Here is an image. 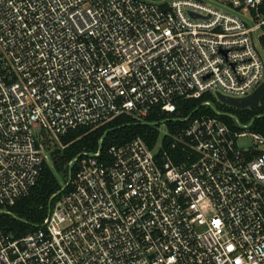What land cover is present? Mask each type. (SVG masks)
Listing matches in <instances>:
<instances>
[{"label":"built area","instance_id":"built-area-1","mask_svg":"<svg viewBox=\"0 0 264 264\" xmlns=\"http://www.w3.org/2000/svg\"><path fill=\"white\" fill-rule=\"evenodd\" d=\"M261 83L264 0H0V215L68 132H157L105 130L41 222L0 230V264H264V136L216 106Z\"/></svg>","mask_w":264,"mask_h":264},{"label":"trees","instance_id":"trees-1","mask_svg":"<svg viewBox=\"0 0 264 264\" xmlns=\"http://www.w3.org/2000/svg\"><path fill=\"white\" fill-rule=\"evenodd\" d=\"M207 97L209 96L203 95L195 100L180 99L177 104L178 112L187 114L197 109V112L202 110L213 113L210 108L205 109L200 106ZM216 106L233 114L241 123H248L253 119L250 128L264 136V99H262L260 106L257 108L235 109L221 104H216ZM152 117L150 116V119ZM226 120L229 121V119ZM168 126L171 127L172 123H168ZM105 130H108V132L104 138L103 145L122 143L137 136L147 140L149 134L154 137L157 133L154 126L129 122L127 116L118 117L109 124L89 132H86L87 129L83 128L68 132L60 138L61 144L65 145V147L56 150L54 169L44 166L29 194L9 207L10 214L0 215V230L5 232L8 227L12 226L25 233L32 224L41 222L49 208L52 194L61 187L56 172L62 173L63 176L68 170V163L78 153L84 150L94 151L97 149V140Z\"/></svg>","mask_w":264,"mask_h":264},{"label":"water","instance_id":"water-1","mask_svg":"<svg viewBox=\"0 0 264 264\" xmlns=\"http://www.w3.org/2000/svg\"><path fill=\"white\" fill-rule=\"evenodd\" d=\"M263 96L264 83H261V85L255 91L244 98H231L217 93V98L220 102L236 109L257 108ZM252 122L253 119L251 120V123ZM69 167H71V164L69 165Z\"/></svg>","mask_w":264,"mask_h":264},{"label":"rangeland","instance_id":"rangeland-1","mask_svg":"<svg viewBox=\"0 0 264 264\" xmlns=\"http://www.w3.org/2000/svg\"><path fill=\"white\" fill-rule=\"evenodd\" d=\"M160 127H161L162 129L164 128V126H162V125H160ZM241 143L247 145V144L249 143V138H245V139L241 140Z\"/></svg>","mask_w":264,"mask_h":264}]
</instances>
